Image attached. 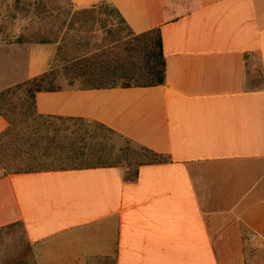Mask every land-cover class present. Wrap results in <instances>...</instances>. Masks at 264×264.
<instances>
[{
  "label": "crops",
  "instance_id": "crops-1",
  "mask_svg": "<svg viewBox=\"0 0 264 264\" xmlns=\"http://www.w3.org/2000/svg\"><path fill=\"white\" fill-rule=\"evenodd\" d=\"M67 1L108 2L135 33L159 27L165 84L86 87L55 64L58 37L0 41V93L52 72L37 115L102 125L169 160L133 182L101 162L0 161V230L19 223L35 264H264V0ZM8 127L0 111V136Z\"/></svg>",
  "mask_w": 264,
  "mask_h": 264
},
{
  "label": "rangeland",
  "instance_id": "rangeland-1",
  "mask_svg": "<svg viewBox=\"0 0 264 264\" xmlns=\"http://www.w3.org/2000/svg\"><path fill=\"white\" fill-rule=\"evenodd\" d=\"M108 8L97 5L94 12L84 15L67 0H0V40L59 37L64 48L59 49L55 64L77 66L80 58L86 64H112L122 54L115 45L117 38L126 36L128 30L113 13L103 14L109 12ZM75 71L69 73L79 78L78 69ZM58 72L63 75L61 69ZM26 87L0 93V111L9 120L7 131L0 136V161L5 171L93 164L103 153L109 156L106 160L116 161L121 156L120 148H133L94 123L37 115ZM23 243L29 242L20 225L5 229L0 234V264H33ZM259 247L260 243H253L251 253L263 255ZM242 250H248L243 243Z\"/></svg>",
  "mask_w": 264,
  "mask_h": 264
},
{
  "label": "trees",
  "instance_id": "trees-1",
  "mask_svg": "<svg viewBox=\"0 0 264 264\" xmlns=\"http://www.w3.org/2000/svg\"><path fill=\"white\" fill-rule=\"evenodd\" d=\"M97 5L108 6L109 12L103 14L105 16L110 13L116 15L119 18V21L127 28L128 34L122 38H117L115 45L118 46L122 54L117 55L113 59L112 64H86V60L83 58L78 59V65L76 66L78 72L76 75L81 79L82 83L85 84L86 87L90 86L94 88L106 86L150 87L165 84V57L162 50V40L159 27H155L141 33H135L126 25L117 9L105 1H100L90 4L86 7H81L79 8L78 13L84 15H86L85 12L92 13L94 12ZM0 41L25 42L26 40L17 37L13 38V40ZM51 73L52 72H48L41 76L34 77L23 83L8 88L5 91H8L14 87L27 85L26 92L31 98L32 107V99L35 92L53 89V86L51 83H49V80H46L49 79L48 77ZM94 124L110 131L102 125L96 123ZM122 139H124L125 142L131 143V141L125 138ZM131 144L133 145V148H120L121 156H117L116 161L106 160L109 156L106 157L104 153L97 157V161L107 166L121 167L123 169V179L126 182H133L137 179L138 169L140 166L146 164L163 163L169 160L168 157L163 154L154 152L143 146L133 143ZM14 225L20 224L15 223L8 225L7 227L0 230V234L5 229ZM23 245L25 246V252L27 254L31 253L33 258L31 243H23ZM33 264H35L34 259Z\"/></svg>",
  "mask_w": 264,
  "mask_h": 264
}]
</instances>
